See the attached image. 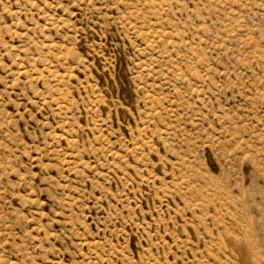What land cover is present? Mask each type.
<instances>
[{"label":"rangeland","instance_id":"obj_1","mask_svg":"<svg viewBox=\"0 0 264 264\" xmlns=\"http://www.w3.org/2000/svg\"><path fill=\"white\" fill-rule=\"evenodd\" d=\"M0 264H264V0H0Z\"/></svg>","mask_w":264,"mask_h":264}]
</instances>
